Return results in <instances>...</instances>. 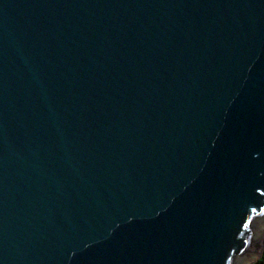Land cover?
<instances>
[{
  "label": "water",
  "instance_id": "1",
  "mask_svg": "<svg viewBox=\"0 0 264 264\" xmlns=\"http://www.w3.org/2000/svg\"><path fill=\"white\" fill-rule=\"evenodd\" d=\"M255 221L264 0H0V264H237Z\"/></svg>",
  "mask_w": 264,
  "mask_h": 264
},
{
  "label": "bare ground",
  "instance_id": "2",
  "mask_svg": "<svg viewBox=\"0 0 264 264\" xmlns=\"http://www.w3.org/2000/svg\"><path fill=\"white\" fill-rule=\"evenodd\" d=\"M264 244V221L259 223L258 228L255 231L253 242L250 250L256 253V256L260 254L262 246ZM255 256V257H256ZM254 258L243 257L238 260L237 264H249Z\"/></svg>",
  "mask_w": 264,
  "mask_h": 264
},
{
  "label": "trees",
  "instance_id": "3",
  "mask_svg": "<svg viewBox=\"0 0 264 264\" xmlns=\"http://www.w3.org/2000/svg\"><path fill=\"white\" fill-rule=\"evenodd\" d=\"M253 264H264V247H263V251L261 253L260 258Z\"/></svg>",
  "mask_w": 264,
  "mask_h": 264
},
{
  "label": "rangeland",
  "instance_id": "4",
  "mask_svg": "<svg viewBox=\"0 0 264 264\" xmlns=\"http://www.w3.org/2000/svg\"><path fill=\"white\" fill-rule=\"evenodd\" d=\"M259 223H260L259 221H258V222L255 221V222L253 223V226H252L253 230H255V229L258 228ZM247 256H248L249 258H251V257L254 258V259L256 258V257H253V256H251V255H247ZM254 259H253V260H254Z\"/></svg>",
  "mask_w": 264,
  "mask_h": 264
}]
</instances>
